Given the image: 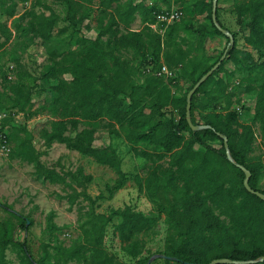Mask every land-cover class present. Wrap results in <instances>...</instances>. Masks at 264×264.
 <instances>
[{
	"label": "trees",
	"instance_id": "trees-1",
	"mask_svg": "<svg viewBox=\"0 0 264 264\" xmlns=\"http://www.w3.org/2000/svg\"><path fill=\"white\" fill-rule=\"evenodd\" d=\"M1 1L0 5H3ZM3 1H11L0 12L6 21L16 15V3L14 0ZM60 1L64 7L62 18L53 11L45 16L33 10L19 16L15 28L20 37H28L30 43L36 38L42 42L50 41L57 22L65 23L58 31L61 38L58 44L61 43L62 49H55L56 54L51 52V63L46 65L39 78L33 79V86L23 82L32 76L16 73L17 80L13 82V68H8L5 74L0 66V112H6L7 119L22 115L26 121L40 112L47 114L51 118L49 130L42 131L46 147L62 144L117 172L118 179L114 185L105 187L107 196L90 197L85 192V184L91 182V176H83L79 170L65 172L46 168L31 143V135L25 130V138L12 146L8 157L32 165L34 173L51 185H70L68 180H71L82 191L67 195L69 202L73 203L81 196L92 208L98 201L111 199L127 180L121 172V159L116 149L112 145L94 146L97 131L91 123L104 121V128L111 136H119V130L123 133L128 152L154 163L165 162V167L157 165L144 178H136L153 201L159 200L157 216L146 215L129 206L112 210L108 215L95 214L91 209L78 223L80 235L76 240L68 247L56 241L46 243L42 245L38 259L33 258L25 241L17 239L12 223L3 221L0 222V264H7L8 249L18 256V264H115L104 246L106 228L114 219L119 222L110 226L123 245L125 256L137 264H147L152 255L146 250L148 256H141L145 244L138 235L152 231L161 216L166 218L169 229L161 254L174 259H164L165 264H208L222 258L251 261L264 256V201L244 188V174L236 166L251 173L250 188L261 192L257 183L264 169V156L252 157L251 154L258 138L264 155V0H237L234 3L237 24L246 30L243 41L250 50H237L234 35L230 33L233 46L225 50L224 60L191 98V122L200 125L194 118V102L199 94L207 96L210 102L241 93L254 97L253 106L240 104L241 100L237 98L236 107L231 109V102L227 101L223 111L201 114V126L207 128L198 131H193L186 121V96L221 56L208 64L206 59L192 58L187 48L181 47V43H193V40L181 37L179 32L186 37L194 36L200 46L208 34L203 26L194 29L191 22L182 19L184 12L180 8L175 7L182 12L179 18L182 20L171 23L163 35L150 28L157 14L170 10L176 1L183 6L188 0H162L167 9L157 4L147 8L148 0H139L138 4H134L136 0L123 3L121 0H97L101 11L110 9L113 4L116 8L108 23L100 26L94 40L80 36L78 28L79 24L88 28L85 21L90 17L94 0H84L86 6L80 0ZM212 1L198 0L192 6L199 14L205 13L213 34L223 36L212 22ZM82 7L86 8L82 10ZM136 14L141 17L143 29L121 33L117 29L119 24L127 27ZM25 17L28 19L23 24ZM216 20L218 22L217 16ZM0 30L7 32L8 28L0 24ZM129 50L134 52L135 63L122 55V51ZM230 62L237 72H227L224 81L219 73L225 72ZM163 65L172 73L173 67L180 68L178 78L188 83L182 95L173 96L164 83V80L176 82L178 78L174 73L171 78L157 76ZM239 72H244V77L228 86L230 78ZM139 76L145 77L143 85L136 83ZM40 81L55 83L42 90L44 101L32 111L33 89ZM209 83L213 84L215 92L205 90ZM3 98H6L7 106L3 104ZM240 110L251 112L249 123L239 121ZM79 125L88 127L78 131ZM6 128L8 142L12 144L10 127L4 125L3 130ZM71 131H77L73 137L69 135ZM219 135L226 137L234 163L227 159ZM6 211L19 222L21 230H26V223L19 214ZM53 219L51 212L46 217V229L51 234L57 230Z\"/></svg>",
	"mask_w": 264,
	"mask_h": 264
},
{
	"label": "rangeland",
	"instance_id": "rangeland-1",
	"mask_svg": "<svg viewBox=\"0 0 264 264\" xmlns=\"http://www.w3.org/2000/svg\"><path fill=\"white\" fill-rule=\"evenodd\" d=\"M84 6L87 2L80 0ZM125 0H121L123 3ZM198 0H188L187 4H179L177 1L174 3L175 7L180 8L183 12L184 20H188L193 24L194 29H200L202 26L205 28L208 36L201 44L196 41L194 36L186 37L183 32H179L181 37L187 38V44L181 43L183 49L187 48L192 58L206 59L208 64L215 62L225 50L230 47L229 40L226 36H219L213 34L211 22L205 18V13L195 11L192 3ZM208 2V0H204ZM237 0H217L216 2V16L218 17L219 25L225 30L234 35L236 49L237 50H250L244 44L243 38L247 32L237 24V17L234 11V3ZM16 3L15 11L16 15L12 18H8L4 21V16H0V24H5L8 28L7 32L0 30V66L2 72L7 74L10 66L13 68L11 77L13 82L17 80L16 73H26L32 76V79H25L23 82L27 85L33 86L35 78H39L42 72L45 70L47 64L51 63V52L56 54L57 48H61V38L58 37L65 23L58 21L54 27L52 33L53 38L48 42H42L36 38L30 43L28 37L22 38L19 35V31L15 28V24L20 15L24 14L28 10H33L37 14H44L49 16L53 11L63 17L64 7L60 0H14ZM139 0L134 1V4H138ZM3 5H0V12L4 6H7L11 1H1ZM147 8H150L154 4H157L162 9L167 7L162 3V0H148L146 3ZM82 7L81 9H85ZM116 5L113 4L110 9L101 11V8L97 5V0H94L91 5L90 17L85 21L86 27L82 24L78 25L80 36L94 40L99 34L100 26H105L110 14L114 12ZM28 17L23 19V24L27 21ZM180 19V20H182ZM179 20V21H180ZM178 21V22H179ZM217 22V23H218ZM144 27L139 14L135 15L133 22L127 27L124 24H119L117 29L121 33H125L127 30L140 31ZM194 38V39H193ZM234 43V42H233ZM192 44V45H191ZM27 46V47H25ZM233 46V45H232ZM122 55L135 63L134 52L122 51ZM57 59L59 55L55 56ZM255 59L257 57L254 55ZM179 67H173L172 71L178 78L180 72ZM225 72L219 73V77L226 81L227 72L236 73L237 68L230 62ZM244 72H239L237 76L230 78L228 86L232 84L234 80H239L244 77ZM138 84L143 85L145 83V77L139 76L136 79ZM54 81L49 83L38 82L37 86L33 89L32 94V111L37 110L44 101V94L42 90L47 89L50 85L54 84ZM171 90L173 96L182 95L187 82L178 78L176 82L170 83L169 80H164ZM176 85L179 86L176 88ZM180 88V89H179ZM183 90V92H182ZM205 90L215 92V87L212 83H209ZM228 92V91H227ZM238 93V91H237ZM240 98L241 103L248 107L253 106L254 97L250 95H244L238 93L236 96L226 98H216V100H209L207 96L199 94L195 99L194 118L195 121L201 125V114L210 112L223 111V107L227 101L231 102V109L236 107L235 100ZM3 104L7 106L6 98H3ZM206 104V107H204ZM204 107V108H203ZM146 113L148 110L145 111ZM251 112L241 111L239 112V121L242 123H249L251 118ZM51 121L50 116L43 114L42 112L35 115L30 120H25L22 115L16 114L12 118L6 119L4 125L10 127L11 146L15 147L26 136V133L31 135V143L37 152L40 153V162L49 169L65 172L80 171L83 176H91L90 183L85 184V192L92 198H95L99 194L107 196L106 186L114 185L118 179L117 172L112 169L100 166L96 164L91 158L80 155L79 153L68 150L64 145L53 143L50 147H46L42 138V131L49 130V123ZM104 121H96L91 123V127L95 128L96 138L94 140V146L107 147L112 145L118 152L121 159V172L127 176L126 183L122 189L115 192L111 199H105L98 201L92 208L89 202L85 201L83 197L79 196L73 203H70L67 199V195L73 194L74 191L81 192L82 188H77L71 180H68L70 185H51L43 181L41 176L34 173L32 165L20 162L18 160H11L9 157L0 156V222L9 221L14 226L16 237L20 241H25L31 255L34 259H38L41 255L42 245L51 241H56L66 247H68L73 240H76L80 231L78 230V223L83 214L89 210H93L95 214L108 215L112 210H120L126 206L131 207L136 211L143 212L146 215L157 216V204L159 200L153 201L144 188L141 187L136 178H144L147 173L157 165L166 166L164 161L154 163L152 161L143 160L134 155L133 152H128V146L123 140V133L119 130V136H111L108 129L104 128ZM88 127L86 125H79L78 131L82 128ZM118 129V126L115 127ZM6 128V132H7ZM25 130V132L23 131ZM77 131L69 132L70 136H74ZM8 133V132H7ZM257 134V133H256ZM260 140L254 142V150L251 154L252 157H259L263 155V149L260 146ZM257 189L264 193V169L261 171L259 181L257 183ZM6 210H11L21 216L25 221L26 230H21L18 225V221L13 218ZM54 213L53 222L57 228L52 234L46 229V217L49 213ZM118 219H114L112 224H117ZM110 224V225H112ZM106 228L104 237V246L107 252L113 256L115 264H137L135 260H132L125 256L122 251L123 245L120 243L116 235H114L111 226ZM169 234L168 224L166 218L161 216L158 218L155 228L147 233L138 235V238L145 244V250L142 252V257L148 256L147 251H150L151 258L149 264H165L164 259L160 256L164 251L166 239ZM147 250V251H146ZM7 264H18L19 259L16 253L10 249L6 251Z\"/></svg>",
	"mask_w": 264,
	"mask_h": 264
},
{
	"label": "water",
	"instance_id": "water-1",
	"mask_svg": "<svg viewBox=\"0 0 264 264\" xmlns=\"http://www.w3.org/2000/svg\"><path fill=\"white\" fill-rule=\"evenodd\" d=\"M216 2L217 0H213L212 1V12H211V17H212V22L215 25V27L224 35L228 38L229 40V44L230 46L233 45V37L230 34V32L224 30L221 28V26L217 23L216 20ZM226 57V53L224 52L221 56V58L219 59V61L206 73L204 74L197 82L196 84L193 86V88L188 92L187 96H186V110H185V118L186 121L189 125V127L193 130V131H198L204 128H207L206 126H201V125H193L191 122V115H190V109H191V98L194 94V92L198 89V87L219 67V65L221 64V62L224 60V58ZM219 137L223 140V144H224V149H225V154L227 159L234 163L230 153H229V149H228V144H227V139L225 136L223 135H219ZM236 166L243 172L244 174V180H243V186L244 188L250 193V194H254L257 198H259L260 200L264 201V194L258 191H254L250 188L249 186V180H250V176L251 173L245 169L244 167L237 165ZM27 225V224H26ZM162 259H172L173 258H168L165 257L163 255L160 256ZM258 262H264V256L256 259V260H251V261H234V260H230V259H216V260H212L211 262H209L208 264H254V263H258ZM150 261L147 263L149 264Z\"/></svg>",
	"mask_w": 264,
	"mask_h": 264
},
{
	"label": "built area",
	"instance_id": "built-area-1",
	"mask_svg": "<svg viewBox=\"0 0 264 264\" xmlns=\"http://www.w3.org/2000/svg\"><path fill=\"white\" fill-rule=\"evenodd\" d=\"M180 17H182V12L175 8V6H172L170 10L157 14L156 21L154 24L150 25V28L153 31L163 35L166 28L174 21L179 20ZM11 68L12 67H10V69ZM157 76L171 78L173 77V73L166 66L163 65L160 71L157 72ZM7 117L8 114L6 112H0V156L3 157H8L11 153L12 148L11 144L8 142V133L3 130L4 121L7 119Z\"/></svg>",
	"mask_w": 264,
	"mask_h": 264
}]
</instances>
